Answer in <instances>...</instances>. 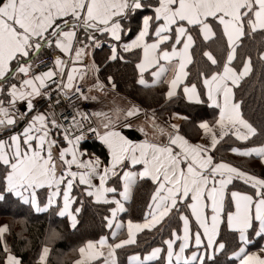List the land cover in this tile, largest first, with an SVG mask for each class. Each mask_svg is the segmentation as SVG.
Returning <instances> with one entry per match:
<instances>
[{"label":"snow or ice","instance_id":"6c2138e0","mask_svg":"<svg viewBox=\"0 0 264 264\" xmlns=\"http://www.w3.org/2000/svg\"><path fill=\"white\" fill-rule=\"evenodd\" d=\"M129 63L140 91L160 89L159 108L126 97L108 108L93 94L120 96L101 70ZM181 102L212 116L172 109ZM256 137H264V0H0V205L26 210L0 223V264H26L7 239L14 223L27 248L29 217H66L76 229L86 201L106 206L107 232L73 248L71 264H121L118 250L154 229L167 236L126 264H264V177L217 158L234 138L244 146L233 154L264 163V142L248 143ZM89 140L103 159L83 146ZM142 182L152 186L143 219H125ZM60 238L46 229L34 264H48Z\"/></svg>","mask_w":264,"mask_h":264},{"label":"trees","instance_id":"16d2710c","mask_svg":"<svg viewBox=\"0 0 264 264\" xmlns=\"http://www.w3.org/2000/svg\"><path fill=\"white\" fill-rule=\"evenodd\" d=\"M104 51H106V48ZM103 54L104 52L99 49L94 52L97 61L102 58ZM45 56H47V53ZM106 73L114 75L118 84L117 91L120 92L121 96H124L144 107L159 108V105L163 103L160 96V89L140 91L138 86L134 84V71L132 63L123 66H110L103 68L101 70V77L103 78ZM194 74L195 72L193 71V75ZM172 109L192 116L193 118L202 117L210 119L213 112L212 109H208L206 106H188L183 102L173 105ZM167 116L168 112L164 111L162 120L166 119ZM181 126V131L185 133L193 142H197L199 140V135L191 127V125L183 121ZM126 134L130 135L134 139L141 138L136 132L126 131ZM261 142H264V137H256L248 143L249 145H258ZM83 146L89 151L100 155L102 159L105 157L106 150L103 149L98 142L88 141L87 144ZM233 146L243 147L244 144L243 142L235 141L234 138L231 140L226 138L225 141H222L221 144L218 145L217 158L223 159L226 162H231L233 165L240 167L242 170H247L250 173L264 177V163L256 157L248 158L233 154L229 150V148ZM233 185L237 190H248V186L244 185L242 181L235 180ZM232 187L233 186L231 185L230 188ZM151 191L152 186L150 183L142 182L138 185L134 192L133 200L129 205V212L124 214L125 219L131 218L137 222L142 221L143 211ZM105 207L106 206L104 205H91L86 201L85 209L81 212L78 218L79 223L77 224L76 229L70 228V222L66 217L61 218L50 213H42L31 216L29 217L31 222L27 225V231L24 232V235L31 240V245L25 248V241L17 238L16 233L21 232L23 229V226L19 223L13 224V234L8 236V242L12 245L13 250L17 254L23 256L26 264H34L38 249L44 241L46 229L49 227L55 228L61 233L62 238L51 243L52 251L49 256L48 264H71L75 255L72 252L73 248L80 246L89 239H98L101 234H105L107 232V230L102 227L101 222V216L104 214ZM21 211L26 210L18 209L15 205H0V223H12L15 214ZM180 223L181 222H179L176 218H173L171 222L172 226L177 228H179ZM160 235L166 237L167 229H165L162 234H156L155 229L152 232L145 230L144 232L138 234L137 245L129 246L125 250H118V256L121 264H126V255L132 254L133 251H144L150 246H158L160 243Z\"/></svg>","mask_w":264,"mask_h":264},{"label":"crops","instance_id":"0c3cea01","mask_svg":"<svg viewBox=\"0 0 264 264\" xmlns=\"http://www.w3.org/2000/svg\"><path fill=\"white\" fill-rule=\"evenodd\" d=\"M92 81L89 79L88 81H87V83H91ZM93 94H95V95H97V96H99V98H100V101H102L103 102V104H105V105H107V107L108 108H110V107H112V103H111V101L113 100V99H115V100H117L116 101V103H118V104H120L122 107L123 106H126L127 105V100H129V99H123V97L124 96H118V97H114L113 96V94L112 93H109V95L107 96V97H105L102 93H99V92H96V93H93ZM100 104H97V103H95L94 102V105H93V108H96V109H99L100 108ZM105 110H107V109H105ZM143 120V117H140V121H142ZM139 122V121H138ZM177 123H180V124H182V122L183 121H176ZM127 131V130H126ZM126 134V133H125ZM200 139V138H199ZM199 141V140H198ZM197 141V142H198ZM236 155V154H235ZM235 181V180H234ZM233 181V182H234ZM231 186V185H230ZM229 186V187H230ZM140 234V233H139ZM7 239H8V237H7Z\"/></svg>","mask_w":264,"mask_h":264},{"label":"built area","instance_id":"2783aa9c","mask_svg":"<svg viewBox=\"0 0 264 264\" xmlns=\"http://www.w3.org/2000/svg\"><path fill=\"white\" fill-rule=\"evenodd\" d=\"M51 59V57L49 55L43 57L41 60H38L37 63V68H43L45 64L49 63V60ZM82 106L86 109V110H93L92 108V102H82Z\"/></svg>","mask_w":264,"mask_h":264},{"label":"rangeland","instance_id":"374dc122","mask_svg":"<svg viewBox=\"0 0 264 264\" xmlns=\"http://www.w3.org/2000/svg\"><path fill=\"white\" fill-rule=\"evenodd\" d=\"M115 101H117V100H115Z\"/></svg>","mask_w":264,"mask_h":264}]
</instances>
